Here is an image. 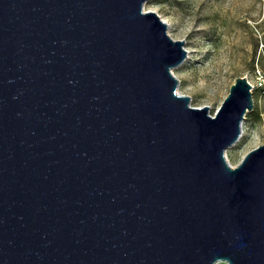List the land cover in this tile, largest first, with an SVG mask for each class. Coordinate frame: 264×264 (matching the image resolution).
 I'll return each instance as SVG.
<instances>
[{
	"label": "water",
	"instance_id": "water-1",
	"mask_svg": "<svg viewBox=\"0 0 264 264\" xmlns=\"http://www.w3.org/2000/svg\"><path fill=\"white\" fill-rule=\"evenodd\" d=\"M147 0H0V264H264V134L210 113Z\"/></svg>",
	"mask_w": 264,
	"mask_h": 264
},
{
	"label": "rangeland",
	"instance_id": "rangeland-1",
	"mask_svg": "<svg viewBox=\"0 0 264 264\" xmlns=\"http://www.w3.org/2000/svg\"><path fill=\"white\" fill-rule=\"evenodd\" d=\"M174 39L184 41L185 61L173 69L178 92L210 113L238 76L252 85L253 109L245 114L238 141L226 149L235 165L264 134V0H147ZM217 264H226L218 262Z\"/></svg>",
	"mask_w": 264,
	"mask_h": 264
}]
</instances>
